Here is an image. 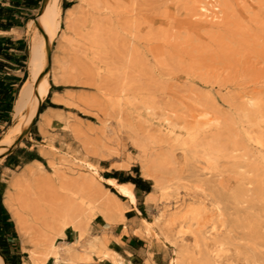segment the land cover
<instances>
[{
  "label": "rangeland",
  "instance_id": "1",
  "mask_svg": "<svg viewBox=\"0 0 264 264\" xmlns=\"http://www.w3.org/2000/svg\"><path fill=\"white\" fill-rule=\"evenodd\" d=\"M40 2L36 9L19 12L21 27L12 33L26 42L27 77L30 48L41 37L35 21ZM65 3L71 7L67 13ZM90 4L89 9L80 0H60L61 28L50 41L44 73L50 88L55 87L49 97L55 110L47 122L37 115L18 144L15 137L11 156L0 160V207L7 214L0 221L9 223L0 227V243L8 260L32 264L33 248L20 237L3 203L8 192L17 206H27L24 214L33 236L46 201L66 189L96 195L99 187H108L121 198L124 222L108 221L97 212L89 224L92 233L125 224V232L139 229L137 235L145 238L136 256L140 264H188L175 230L166 239L155 223L163 205L157 194L142 211L140 192L130 204L100 178L90 183L92 175L73 164L75 158L95 165L103 177L114 171L135 175L137 167L151 191L156 179L175 181L181 174L186 186L199 188L193 199L202 196L222 207V234L228 241L222 264H248L256 254L264 264V0ZM56 92L58 102L53 100ZM13 113L1 126L0 138L18 121ZM175 132L186 144V159ZM23 150L40 158L39 175L20 174L27 163ZM185 192L179 189L178 205L192 199ZM143 218L152 222L149 233ZM73 237L68 228L62 240ZM107 246L115 249L109 242Z\"/></svg>",
  "mask_w": 264,
  "mask_h": 264
},
{
  "label": "bare ground",
  "instance_id": "2",
  "mask_svg": "<svg viewBox=\"0 0 264 264\" xmlns=\"http://www.w3.org/2000/svg\"><path fill=\"white\" fill-rule=\"evenodd\" d=\"M83 6L91 7V0H80ZM60 0H47L42 11L37 15L35 21L40 30L39 41L32 44L28 61L29 76L21 84L13 111L19 117L18 121L10 126L0 138V160L5 157V153L11 147L15 137H18L24 128H27L37 115L44 121H49L50 114L55 110L50 107L47 110L38 112V108L44 98L47 97L50 89V82L45 73L47 59V47L51 39L60 30ZM71 7L65 8L69 12ZM90 9V8H89ZM59 92H56L53 100L58 102ZM261 111V108L259 109ZM176 145L180 148L182 155L187 156L186 144L175 132ZM51 150H57L50 147ZM73 164L84 167L90 172V183H94L95 178H100L107 186L113 188L120 196L128 199L130 204L136 203V196L131 182H118L113 177H103L99 174L95 165L73 158ZM37 165L32 168L31 165ZM42 163L31 160L25 163L20 174L29 173L32 176L40 174L39 167ZM18 180L14 176L10 185L13 187ZM154 190L146 194L145 201L152 203L155 201V194L162 205L159 214L155 217V223L160 233L169 239L168 234L175 230L176 243L183 256H186L188 264H200L201 255H205L202 264H222L228 251V241L223 236V212L219 202L206 203L204 197L194 198V193L198 191L197 186L189 188L183 182L181 174H178L175 181L168 179L163 182L155 180ZM184 188L185 194L192 196L186 203L178 205L181 201L179 189ZM67 192L54 200L46 201L42 222L32 236L29 231L27 216L24 214L27 206H17L11 192H8L3 200L4 205L11 213L16 230L20 237L33 245L29 249L32 264H45L50 258L53 264H99L106 259H110L113 264H125L123 259L108 245L109 236L107 228L103 227L99 233H92L89 229L91 219L97 212L101 213L108 221L124 222L123 209L120 207L121 198L108 187H99L96 195H87L80 189H66ZM174 191V193H172ZM183 201H185L183 199ZM142 221L146 224L144 231L149 233L152 222ZM72 228L74 237L71 241H63L64 231ZM123 230L127 231V226L123 225ZM141 231L135 229L134 234ZM190 235V241L186 236ZM205 253V254H204ZM248 264H262L259 254ZM0 264H6L4 257L0 254ZM235 264V263H230Z\"/></svg>",
  "mask_w": 264,
  "mask_h": 264
},
{
  "label": "trees",
  "instance_id": "3",
  "mask_svg": "<svg viewBox=\"0 0 264 264\" xmlns=\"http://www.w3.org/2000/svg\"><path fill=\"white\" fill-rule=\"evenodd\" d=\"M8 1L9 6L0 5V30H6L14 26H18L19 23L15 15H19V12L24 9L33 10L38 7L40 0H3ZM69 3L63 5L64 8H67ZM12 49H15L12 52ZM28 56L27 45L22 40L11 41L8 38L0 41V133L2 131L1 126L8 124L10 122L12 112V98L16 94L19 86L27 77L26 70V57ZM11 69H19L23 72V77H18L15 75H8L7 73ZM55 88L51 86L47 97L51 95V90ZM54 107L52 103L43 102L39 106V112H42L46 107ZM26 153L24 157V162H29L31 160L40 158L31 151H22ZM9 155L8 157H10ZM135 175L129 173H122L119 171H114L110 174V177L117 179L118 182H131L136 191V196L138 192L148 193L151 191V185L148 180H144L138 171V168L133 169ZM6 212L0 207V219L6 217ZM9 224V223H8ZM7 222L0 221V227L3 225H8ZM8 236H14V234H8ZM4 239H7L5 237ZM3 244L0 243V254L8 261V264H20L19 258L16 261H9L8 256L5 254Z\"/></svg>",
  "mask_w": 264,
  "mask_h": 264
},
{
  "label": "crops",
  "instance_id": "4",
  "mask_svg": "<svg viewBox=\"0 0 264 264\" xmlns=\"http://www.w3.org/2000/svg\"><path fill=\"white\" fill-rule=\"evenodd\" d=\"M0 5L9 6L10 4L8 1L0 0ZM24 10H29V9H24ZM15 17H16L19 25L11 27V28L6 29V30H0V41L8 38L11 41L22 40L26 44L23 37H14L12 35L13 32L19 31L20 27H21V24L18 20L17 15H15ZM14 51H15V49H12V52H14ZM7 74L8 75H15L18 77H23V72L19 69H11V70H9V72ZM14 96H13V98H14ZM13 98H12V102H13ZM44 99L42 101H44ZM45 101L47 103V102H50L51 100L49 98L48 99L46 98ZM48 108H50V106L46 107V110ZM12 109H13V106H12ZM11 114H12V112L10 113V116H11ZM8 156L9 155L5 156V158H8ZM134 193L136 196V191ZM148 193L140 192V194L143 195V201L140 202V210H142V211H145V199H146V194H148ZM136 200H137V197H136ZM67 229H65V231H64L65 237H67ZM106 233L109 236V239H108L109 244H114V246H115L114 251L123 259L125 264H140V261H136V256L140 255V249L143 250V247L145 246V242H144L145 238L138 236L134 233L129 234L128 232H125L123 230L122 226H120V224H118L117 226H115L111 230L107 229ZM105 261H107L109 264L111 263V261L109 259H106ZM103 262L104 261H102L99 264H105Z\"/></svg>",
  "mask_w": 264,
  "mask_h": 264
},
{
  "label": "water",
  "instance_id": "5",
  "mask_svg": "<svg viewBox=\"0 0 264 264\" xmlns=\"http://www.w3.org/2000/svg\"><path fill=\"white\" fill-rule=\"evenodd\" d=\"M46 1L47 0H41V2H40V6H39V10H38V14L42 11V8L44 7V5H45V3H46ZM50 58H51V47H50V44H49V46L47 47V64L49 65V63H50ZM45 70H46V68H45ZM37 113H39V108H38V112ZM33 123V121L30 123V125L27 127V128H24L23 130H22V132L19 134V136L17 137V139H16V141H15V144H18L23 138H24V136L26 135V133L28 132V130H29V128H30V126H31V124ZM12 147H10L8 150H7V152L5 153V156H7L9 153H11L12 152ZM4 260H5V258H4ZM5 263H6V261H5ZM7 264V263H6Z\"/></svg>",
  "mask_w": 264,
  "mask_h": 264
}]
</instances>
